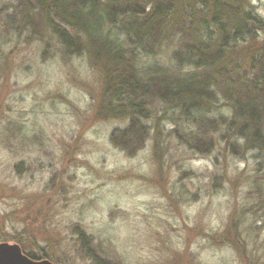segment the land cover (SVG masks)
Returning a JSON list of instances; mask_svg holds the SVG:
<instances>
[{"label": "rangeland", "instance_id": "374dc122", "mask_svg": "<svg viewBox=\"0 0 264 264\" xmlns=\"http://www.w3.org/2000/svg\"><path fill=\"white\" fill-rule=\"evenodd\" d=\"M225 1L234 16L251 11L264 21V0ZM15 2L0 0V9ZM39 23L35 38L0 42V243L52 264H264V156L231 152L219 124L177 140L173 113L158 103L159 132L121 151L109 136L127 121L98 116L100 65L63 54ZM172 48L159 50L164 66ZM258 65L264 26L229 54L228 77L216 78L239 85ZM208 111L210 121L230 116L227 107ZM179 128L187 131L185 121Z\"/></svg>", "mask_w": 264, "mask_h": 264}, {"label": "trees", "instance_id": "16d2710c", "mask_svg": "<svg viewBox=\"0 0 264 264\" xmlns=\"http://www.w3.org/2000/svg\"><path fill=\"white\" fill-rule=\"evenodd\" d=\"M182 6L171 0H16L8 10L0 9V42L10 36L35 38L40 22L63 54L86 55L98 63L105 87L98 116L127 121L124 129L109 136L121 151L142 145L150 130L159 132L161 124L151 110L158 103L163 114L173 113L169 134L177 140L187 144L219 124L231 152L236 147L261 158L263 65L253 78L251 71L241 72L239 85L235 80L223 88L216 76L228 77L229 54L261 31L264 21L251 11L234 16L238 11L225 0H183ZM250 25L258 28L253 32ZM164 43L173 46L167 66L159 61ZM219 107H227L230 116L210 121L208 110ZM180 121L187 124L186 132H178ZM161 144L155 141L153 148L158 159ZM76 232L82 245L88 244L85 235Z\"/></svg>", "mask_w": 264, "mask_h": 264}, {"label": "water", "instance_id": "95a60500", "mask_svg": "<svg viewBox=\"0 0 264 264\" xmlns=\"http://www.w3.org/2000/svg\"><path fill=\"white\" fill-rule=\"evenodd\" d=\"M0 264H52L47 260H31L16 244L0 243Z\"/></svg>", "mask_w": 264, "mask_h": 264}, {"label": "flooded vegetation", "instance_id": "af4514ba", "mask_svg": "<svg viewBox=\"0 0 264 264\" xmlns=\"http://www.w3.org/2000/svg\"><path fill=\"white\" fill-rule=\"evenodd\" d=\"M26 256V255H25Z\"/></svg>", "mask_w": 264, "mask_h": 264}]
</instances>
